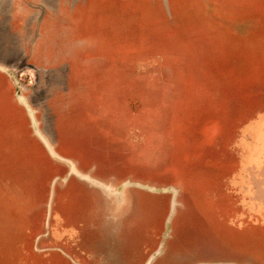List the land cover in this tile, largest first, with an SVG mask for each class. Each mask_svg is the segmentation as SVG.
Returning <instances> with one entry per match:
<instances>
[{"label": "rangeland", "instance_id": "374dc122", "mask_svg": "<svg viewBox=\"0 0 264 264\" xmlns=\"http://www.w3.org/2000/svg\"><path fill=\"white\" fill-rule=\"evenodd\" d=\"M0 264H264V0H0Z\"/></svg>", "mask_w": 264, "mask_h": 264}]
</instances>
